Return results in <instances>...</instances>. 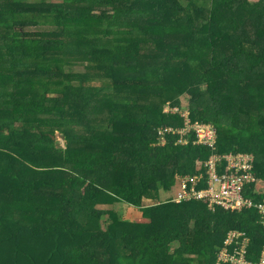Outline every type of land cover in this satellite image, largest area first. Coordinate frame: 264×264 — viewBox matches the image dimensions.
Wrapping results in <instances>:
<instances>
[{
	"label": "trees",
	"instance_id": "1",
	"mask_svg": "<svg viewBox=\"0 0 264 264\" xmlns=\"http://www.w3.org/2000/svg\"><path fill=\"white\" fill-rule=\"evenodd\" d=\"M228 152L252 206L178 200ZM262 181L264 0H0V264H218L232 231L258 262Z\"/></svg>",
	"mask_w": 264,
	"mask_h": 264
},
{
	"label": "built area",
	"instance_id": "2",
	"mask_svg": "<svg viewBox=\"0 0 264 264\" xmlns=\"http://www.w3.org/2000/svg\"><path fill=\"white\" fill-rule=\"evenodd\" d=\"M168 109H171V111L177 110L176 107L171 108L167 105L165 111H169ZM167 129L171 130V127ZM174 131H177L181 135L193 131L194 143L205 145L212 151H216L217 149V130L213 124L196 122L192 125L187 119L183 128ZM163 132L164 130L158 131L160 140L162 139ZM179 141L181 143H186V140L183 138ZM221 158L226 160V165L230 173L220 172L218 162ZM252 162L253 155L251 153L228 152L221 156L216 153L212 154L204 162V174L184 176L182 179V189L178 193V200H203L209 209H214L216 206L230 209L252 206L251 201L249 199H244L242 195L244 181L248 182L254 180L251 174L242 172L250 169L252 167ZM256 207L259 209L262 217H264V204H258ZM247 244L248 238L243 233L235 231L230 232L225 240L226 248L221 251L218 257V264L227 261L233 263L237 262L239 264H264V248L262 250L261 259L258 262L247 261L244 258ZM231 245H233L232 251L228 250Z\"/></svg>",
	"mask_w": 264,
	"mask_h": 264
},
{
	"label": "rangeland",
	"instance_id": "3",
	"mask_svg": "<svg viewBox=\"0 0 264 264\" xmlns=\"http://www.w3.org/2000/svg\"><path fill=\"white\" fill-rule=\"evenodd\" d=\"M49 1L59 2V0H49ZM34 28H37V27H33V28H30V29H34ZM84 70H85L84 66H82V65H77V66L72 67V70H71L70 72H73L72 74H79V73L84 72ZM165 103H166V102H165ZM97 107H100V108L104 109V108H105V105H104V104H101V105H99V106H97ZM98 112H99L98 110H94V113H98ZM56 139L59 140V142H61V144L63 143V142H62V138L60 137L59 134H57ZM258 186H259L260 188H264V181H262V183H259ZM166 195H167V194L163 193V194H162V198H163V197H166ZM151 202H153V201H151ZM120 206H121V205H120ZM122 212H123V211L121 210V213H122ZM123 216H125V217H126V216H127V217H131V216L126 215V213L123 214ZM193 263H194V264H201V263H199V259H198V258H195L194 261H193Z\"/></svg>",
	"mask_w": 264,
	"mask_h": 264
}]
</instances>
